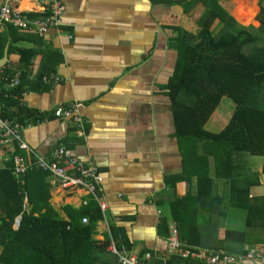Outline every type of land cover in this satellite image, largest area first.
Masks as SVG:
<instances>
[{
  "label": "crops",
  "instance_id": "1",
  "mask_svg": "<svg viewBox=\"0 0 264 264\" xmlns=\"http://www.w3.org/2000/svg\"><path fill=\"white\" fill-rule=\"evenodd\" d=\"M7 1L29 19L34 14L47 15V0H0V7ZM249 1L219 0L232 18V10H240L242 24L255 21L258 13L257 0ZM61 2L63 27L50 30L43 37L17 29L13 36L7 34L4 39L7 45L0 57V78L19 70L23 88L14 97L15 90H4L5 82H0L4 98L14 97L12 104L4 102L5 108L14 117L12 120L33 123L22 137L31 150L45 159L51 160L56 149L64 147L66 156L98 167L104 178L98 197L106 210H102L104 219L97 226V241L109 237L112 246L122 253L139 258L152 253L147 264H168L172 258L169 236L160 233L159 224L167 216L166 205L171 196L167 182L183 174L166 87L178 58L171 45L175 37L172 27L182 26L198 34L204 6L198 4L186 14L178 0ZM237 10L233 15L239 24ZM260 25L247 27L257 29ZM220 30L217 21L212 31L218 34ZM6 31L7 28L2 35ZM19 50L29 52L20 54ZM53 53L60 61L49 67L54 61ZM44 76L48 83L42 81ZM55 76L59 77L58 82L53 81ZM74 102L83 104L82 128L51 115L56 107ZM29 112L36 120L26 116ZM20 152L28 156L27 152ZM6 157L2 154L0 159L2 169L13 162L12 157L4 161ZM259 178L260 183L264 182V173L260 172ZM52 181L50 175V201L62 217L68 218L63 212L65 205L80 208L91 200L99 203L84 189L63 188ZM252 188L253 195L260 194ZM186 193L185 182L175 185L176 195L182 197ZM17 222L16 219L15 229ZM169 225L175 223L170 220ZM112 255V264H118L117 255Z\"/></svg>",
  "mask_w": 264,
  "mask_h": 264
},
{
  "label": "trees",
  "instance_id": "2",
  "mask_svg": "<svg viewBox=\"0 0 264 264\" xmlns=\"http://www.w3.org/2000/svg\"><path fill=\"white\" fill-rule=\"evenodd\" d=\"M178 2L186 14L198 4H203L205 11L198 22V34L182 26L172 27L175 37L171 45L178 58L166 87L183 174L167 182L171 196L167 216L159 224L160 233L170 235L171 220L182 243L243 255L264 239V194H251V188L261 184L259 173H264V7L260 1L261 25L255 29L240 26L219 0ZM217 21L221 30L215 34L212 27ZM16 31L9 25L0 36V57L7 34L13 36ZM24 52L29 51L19 50ZM53 55L49 67L60 61L57 53ZM16 72L21 71L15 70L7 78ZM14 90L17 97L23 88L20 85ZM223 96L232 99L234 109L222 131L214 133L206 125ZM14 97L3 101L12 104ZM3 114L14 119L6 108ZM26 116L35 119L32 112ZM243 155L262 157L261 171H252ZM12 168L13 162L7 169L0 168V264H112L110 238L103 242L95 239L98 223L104 219L99 203L91 200L80 208L65 205L63 212L68 218L62 217L50 201L48 172L32 168L19 179ZM217 180L227 185L225 193L218 192ZM182 182L187 184V193L179 197L175 185ZM226 201L247 211L246 226L259 227L262 238L247 243L246 231L224 230L218 219L226 217ZM85 218L89 224H84ZM168 264L201 263L172 256Z\"/></svg>",
  "mask_w": 264,
  "mask_h": 264
},
{
  "label": "built area",
  "instance_id": "3",
  "mask_svg": "<svg viewBox=\"0 0 264 264\" xmlns=\"http://www.w3.org/2000/svg\"><path fill=\"white\" fill-rule=\"evenodd\" d=\"M46 11L47 15L45 17L29 19L24 14L12 9L9 1H7L0 7V36L9 25L20 31L34 33L39 37H43L50 30H56L64 26L62 22L64 5L61 0H47ZM59 80L57 76L53 78L55 82ZM42 81L48 83L49 79L44 76ZM21 82L22 73L16 72L12 78L3 83V89L12 91L20 86ZM82 107V103L74 102L69 105L56 107L52 114L58 120L72 121L76 127L82 128ZM27 127H31V124L25 126L3 116L0 87V159L2 154L7 156L3 159L4 161H9V158H13V171L18 178H22L28 169L36 166L51 175L53 185L56 184L69 189H84L100 203L103 211L106 210V205L101 203L98 197L99 185L103 182L98 167L94 165L87 166L76 158L66 156L63 147L56 149L51 160L45 159L37 152L31 150L23 141L21 134ZM16 149L26 151L29 155L28 158L16 155ZM70 171H73V174L70 175ZM83 222L87 223L88 219H83ZM168 246L169 251L173 254L187 259L198 260L205 264H264V239L262 244L247 248L246 254L234 255L223 248L207 249L192 247L182 243L175 225H171ZM110 250L111 254L117 255L118 264H144L143 261H139L133 254L129 255L120 252L114 245ZM151 258V254H147L145 257L146 260Z\"/></svg>",
  "mask_w": 264,
  "mask_h": 264
},
{
  "label": "rangeland",
  "instance_id": "4",
  "mask_svg": "<svg viewBox=\"0 0 264 264\" xmlns=\"http://www.w3.org/2000/svg\"><path fill=\"white\" fill-rule=\"evenodd\" d=\"M232 1L233 0H229L230 3H232ZM243 2L245 4H247L246 1H243ZM262 4L264 6V0H262ZM236 10H237L236 7L234 10H232V16ZM257 10H258V13L254 18L255 21L251 22L250 24H242L241 23V21L243 19L240 18V16H241V14L239 13L240 10H237L238 16L240 15L239 16V19H240L239 24L246 26V27L249 25L254 26V27H258L260 24V22L258 20V16L260 14L259 0H257ZM242 22H244V20ZM233 109H234V102L232 101V99L228 96H223L220 103L216 107L215 112L211 116V119L207 125V130H209L211 132H215V133L220 132L225 127V125L227 124L229 117L233 112ZM243 157L245 158L246 162L248 161V165H250L252 171H258L261 168V164H262V160H263L262 157H260V156L259 157L258 156H247V155H243ZM217 183H218V187H217L218 192H220L221 194L225 193L227 185L225 183H223L222 181H219V180H217ZM252 191H256L260 194L261 193L264 194V182H262L259 186L253 187ZM251 193L254 194V192H251ZM223 207L226 211V217L220 218V219H218V221L221 223L222 227H224V230L230 229V230L242 231V232L246 231L248 234L247 235V240H248L247 243H254L257 239L262 238L263 231L261 229H259V227L254 226V227H251V229H248V227L246 226V217H247V211L246 210L233 207L227 201L224 203Z\"/></svg>",
  "mask_w": 264,
  "mask_h": 264
},
{
  "label": "bare ground",
  "instance_id": "5",
  "mask_svg": "<svg viewBox=\"0 0 264 264\" xmlns=\"http://www.w3.org/2000/svg\"><path fill=\"white\" fill-rule=\"evenodd\" d=\"M1 97H2V105H3V112H4V109H5V105H4V101H3V99H4V97H5V94H2V89H1ZM54 110V109H53ZM53 110L51 111V115L53 116V114H52V112H53ZM3 116H4V114H3ZM5 117V116H4ZM54 117V116H53ZM7 119H9V117H7ZM54 119H56V117H54ZM11 121H14V122H18V121H15V120H11ZM18 123H20V124H23V125H25V126H27L28 124H31V126L33 125V123L32 122H26V123H23V122H18ZM38 123H39V121H38ZM28 128V127H27ZM24 132V131H23ZM23 134V133H22ZM21 134V135H22ZM22 139H23V137H22ZM24 141V140H23ZM64 148V147H63ZM65 149V148H64ZM18 151H22V150H20V149H16V151H15V154L16 155H20V154H18ZM26 152V151H25ZM66 153V152H65ZM28 154V153H27ZM20 156H22V155H20ZM29 156V155H28ZM28 156H26V158H28ZM22 157H24L25 158V156H22ZM13 159V158H12ZM77 159V158H76ZM79 160V159H78ZM80 161V160H79ZM82 162V161H81ZM14 163V162H13ZM85 164V163H84ZM85 165H87V164H85ZM87 166H91V165H87ZM32 168H37L36 166H33ZM32 168H30V169H32ZM30 169H28V170H30ZM27 170V171H28ZM40 170V169H39ZM98 171H99V169H98ZM27 173V172H26ZM25 173V174H26ZM99 173H100V171H99ZM24 174V175H25ZM23 175V176H24ZM71 175V174H70ZM100 175H101V173H100ZM102 176V175H101ZM102 178H103V176H102ZM103 182H104V178H103ZM103 182L99 185V187H101V185L103 184ZM69 189V188H68ZM77 189H80V188H77ZM86 219H88V218H86ZM20 221V220H19ZM19 221L17 222V225L19 224ZM84 224H89V219H88V222L87 223H84ZM188 245V244H187ZM190 246V245H189ZM116 247V246H115ZM169 247V246H168ZM193 247V246H192ZM117 248V247H116ZM169 249V248H168ZM170 252V251H169ZM171 253V252H170ZM148 254H151L152 255V258H153V254L152 253H148ZM134 255V254H133ZM147 255V254H146ZM146 255H144L142 258H139L138 256H136L137 257V259L139 260V261H143L144 262V264H147L151 259H149V260H146L145 259V257H146ZM171 255L172 256H179V257H181L180 255H176V254H173V253H171ZM135 256V255H134ZM182 259H187V258H183V257H181ZM194 260V259H193ZM195 261H197V262H199V263H202V262H200V261H198V260H195ZM202 264H205V263H202Z\"/></svg>",
  "mask_w": 264,
  "mask_h": 264
},
{
  "label": "water",
  "instance_id": "6",
  "mask_svg": "<svg viewBox=\"0 0 264 264\" xmlns=\"http://www.w3.org/2000/svg\"><path fill=\"white\" fill-rule=\"evenodd\" d=\"M20 218H21V216H18V217H17V220L19 221V220H20Z\"/></svg>",
  "mask_w": 264,
  "mask_h": 264
}]
</instances>
